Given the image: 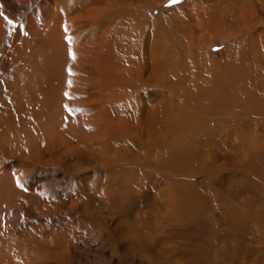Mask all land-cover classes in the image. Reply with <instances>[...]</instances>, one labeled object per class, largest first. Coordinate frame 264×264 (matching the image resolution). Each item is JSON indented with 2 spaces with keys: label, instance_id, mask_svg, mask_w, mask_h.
I'll list each match as a JSON object with an SVG mask.
<instances>
[{
  "label": "bare ground",
  "instance_id": "bare-ground-1",
  "mask_svg": "<svg viewBox=\"0 0 264 264\" xmlns=\"http://www.w3.org/2000/svg\"><path fill=\"white\" fill-rule=\"evenodd\" d=\"M34 1L0 3V152L17 161L0 224L41 208L56 264H264V0H39L17 23ZM38 168L76 187L63 207L58 187L17 190Z\"/></svg>",
  "mask_w": 264,
  "mask_h": 264
},
{
  "label": "rangeland",
  "instance_id": "rangeland-1",
  "mask_svg": "<svg viewBox=\"0 0 264 264\" xmlns=\"http://www.w3.org/2000/svg\"><path fill=\"white\" fill-rule=\"evenodd\" d=\"M38 1L39 0H35L34 2H32V5H30V9H31L30 13H28V12L19 13V15L17 17V23H20L23 20L24 16H27L28 14H31V12H34L35 7L38 5ZM176 1H179V0H175V2ZM0 3H1V0H0ZM170 3H173V0L168 2L167 4H170ZM2 5L5 7L3 2H2ZM262 55L264 57V53ZM41 73H42V71H40V74ZM34 84H35V88H36L37 91H41L43 89V85H42V83L40 81L36 80V81H34ZM22 157H24V156H21V158ZM16 163H17L16 158L12 157V155L3 154L2 152H0V173L1 174H11L12 175L15 172V170H16V168H15ZM61 175H62V170H60V169L38 168L37 171L30 172L29 174L27 173L24 176L23 183H25V187H22V188L17 189V190L19 191V193H22L21 195H23L25 197H27V196H35V195L37 196V194H39V193L41 195L43 194V196H44V194L46 195V192H48L47 190H49V192H50V190L55 189L56 187H58L56 189H57L58 193L60 192V194H58V193L55 194L54 198H55V201L59 202L58 203L59 208L63 207L64 204L66 203L65 199H67L66 197L69 194V191H72V190L74 191V189H76V187L75 186L71 187L70 185H72V183H71V181H67V179H65L64 182L60 181L61 180V178H60ZM56 179H57V181H56ZM19 180H20V178L18 179V181ZM45 182H47V184ZM58 182H60V184ZM32 188H36V191L34 192L35 195H29V194H31L30 190ZM53 192L54 191H51L50 194H52ZM43 196H40V197H43ZM29 210H30V208H29V205H28L27 201L23 202V203H17V204H14L13 207L11 208L10 212L7 213L4 216L3 221L0 224V227H1V229H0V242H2V244H0L1 245L0 246V252H1V247H2V250H3L0 253V255L1 254L5 255V254L9 253L10 256L8 258L11 259L10 260L11 261L10 264H16V263L17 264H56L55 261L52 262V260H50V258H48V257L50 255V253L56 252L57 248L55 246H52V244H50L52 246V248H51V246H49V243H48L49 241H47V239H45V237H43V235H42V234H44V231H45L46 227L48 226V225H46V224H48L46 221H49V217L47 218L46 215H42L41 208L39 209V211H38L39 213L37 215H31ZM57 211L59 212V210H57ZM59 213H61V212H59ZM60 217H61L60 215H57V217L54 216L52 222L56 223L57 219L60 218ZM51 219H52V216H51ZM7 222H9V223L7 224ZM32 222H33V224H32ZM59 223L57 221V226H58ZM75 225H77V226H75ZM75 225H73V226H75L74 228H79V226H81L82 224L77 223ZM89 226H90V224H89ZM28 227L29 228L35 227V228L29 229ZM21 229H22V231H20ZM35 229H37L38 232ZM31 230H32V232H34L35 236L33 235L32 237H29V232H31ZM27 231H28V233H26ZM90 232H92L93 235ZM82 233L83 234H81V237H82V240H84V243L86 244V246L89 245L90 247H94V248L95 247L96 248L100 247L101 248L99 252L97 251V253H96L97 256H96V259L94 261L104 260L105 255L106 254L109 255V251L104 246L101 247L103 245L101 243L102 239L100 237H97L94 234V231L93 230H89L88 228L84 229V231ZM17 234L18 235L21 234L22 235L21 238L13 239L15 236H17ZM5 236L7 238H5ZM10 239H12V240H10ZM19 240H20V242H19ZM29 242H31V243H29ZM89 242H91V244ZM15 245L16 246L22 245V246H20L21 247L20 251L23 249V247L24 248L25 247L28 248V249H26L27 252H29L28 255L26 256V255H23L22 253H17V254H16V252L14 253L13 246H15ZM29 249H30V251H29ZM26 261H27V263H26ZM34 261L35 262L38 261V263H35Z\"/></svg>",
  "mask_w": 264,
  "mask_h": 264
},
{
  "label": "snow or ice",
  "instance_id": "snow-or-ice-1",
  "mask_svg": "<svg viewBox=\"0 0 264 264\" xmlns=\"http://www.w3.org/2000/svg\"><path fill=\"white\" fill-rule=\"evenodd\" d=\"M173 2H175V0H173ZM5 19H7V17H5ZM8 23H12V21L9 20Z\"/></svg>",
  "mask_w": 264,
  "mask_h": 264
}]
</instances>
